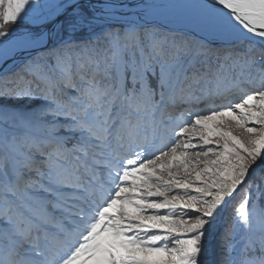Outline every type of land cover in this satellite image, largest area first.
<instances>
[{
  "label": "snow or ice",
  "instance_id": "snow-or-ice-1",
  "mask_svg": "<svg viewBox=\"0 0 264 264\" xmlns=\"http://www.w3.org/2000/svg\"><path fill=\"white\" fill-rule=\"evenodd\" d=\"M0 264H264V0H0Z\"/></svg>",
  "mask_w": 264,
  "mask_h": 264
},
{
  "label": "rangeland",
  "instance_id": "rangeland-1",
  "mask_svg": "<svg viewBox=\"0 0 264 264\" xmlns=\"http://www.w3.org/2000/svg\"><path fill=\"white\" fill-rule=\"evenodd\" d=\"M231 210V206H229L228 209L225 210V213H224V217L226 218L227 215H228V212ZM222 224H223V221H222Z\"/></svg>",
  "mask_w": 264,
  "mask_h": 264
}]
</instances>
